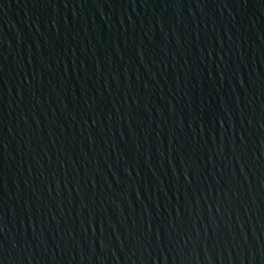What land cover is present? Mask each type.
<instances>
[{
    "label": "water",
    "instance_id": "1",
    "mask_svg": "<svg viewBox=\"0 0 264 264\" xmlns=\"http://www.w3.org/2000/svg\"><path fill=\"white\" fill-rule=\"evenodd\" d=\"M0 264H264V0H0Z\"/></svg>",
    "mask_w": 264,
    "mask_h": 264
}]
</instances>
